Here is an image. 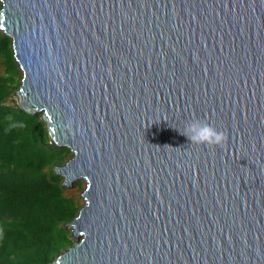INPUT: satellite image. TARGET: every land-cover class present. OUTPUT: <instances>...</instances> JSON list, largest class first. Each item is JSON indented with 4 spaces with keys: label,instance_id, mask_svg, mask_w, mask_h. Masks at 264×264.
<instances>
[{
    "label": "water",
    "instance_id": "obj_1",
    "mask_svg": "<svg viewBox=\"0 0 264 264\" xmlns=\"http://www.w3.org/2000/svg\"><path fill=\"white\" fill-rule=\"evenodd\" d=\"M0 2L17 104L86 182L49 264H264V0Z\"/></svg>",
    "mask_w": 264,
    "mask_h": 264
},
{
    "label": "trees",
    "instance_id": "obj_2",
    "mask_svg": "<svg viewBox=\"0 0 264 264\" xmlns=\"http://www.w3.org/2000/svg\"><path fill=\"white\" fill-rule=\"evenodd\" d=\"M0 64V264H49L73 244L67 224L82 206L55 173L71 151L52 144L41 114L13 98L22 72L2 31Z\"/></svg>",
    "mask_w": 264,
    "mask_h": 264
},
{
    "label": "clouds",
    "instance_id": "obj_3",
    "mask_svg": "<svg viewBox=\"0 0 264 264\" xmlns=\"http://www.w3.org/2000/svg\"><path fill=\"white\" fill-rule=\"evenodd\" d=\"M182 135H185L191 142V145L222 147L228 140V136L225 132L218 130L207 121L193 120L186 124Z\"/></svg>",
    "mask_w": 264,
    "mask_h": 264
},
{
    "label": "rangeland",
    "instance_id": "obj_4",
    "mask_svg": "<svg viewBox=\"0 0 264 264\" xmlns=\"http://www.w3.org/2000/svg\"><path fill=\"white\" fill-rule=\"evenodd\" d=\"M2 71V66L0 64V72ZM21 81V80H20ZM14 99L15 98V95L13 97ZM72 156V153L71 155L69 156V158ZM63 185V184H62ZM66 187V193L68 195H75L79 200L80 202L82 203V205L84 204V198H83V190L85 189L86 187V182L85 180L83 179H79V180H76L74 181L71 185L69 186H65Z\"/></svg>",
    "mask_w": 264,
    "mask_h": 264
}]
</instances>
